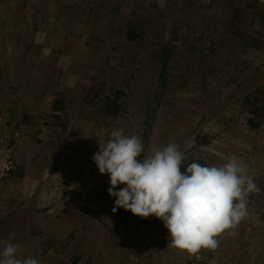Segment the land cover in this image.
I'll return each instance as SVG.
<instances>
[{
  "label": "rangeland",
  "instance_id": "1",
  "mask_svg": "<svg viewBox=\"0 0 264 264\" xmlns=\"http://www.w3.org/2000/svg\"><path fill=\"white\" fill-rule=\"evenodd\" d=\"M129 20L142 42L123 37ZM0 27V131L21 135L0 183V251L19 244L18 257L39 264H189L162 220L116 225L115 197H100L109 175L91 158L115 128L141 138L155 106L144 60L166 39L174 48L146 151L174 143L187 163L246 162L259 189L248 215L199 252L210 264H264V0H0ZM119 88L124 110L113 117L104 98ZM59 92L66 107L55 110Z\"/></svg>",
  "mask_w": 264,
  "mask_h": 264
},
{
  "label": "clouds",
  "instance_id": "2",
  "mask_svg": "<svg viewBox=\"0 0 264 264\" xmlns=\"http://www.w3.org/2000/svg\"><path fill=\"white\" fill-rule=\"evenodd\" d=\"M91 158L101 174L109 175L113 213L123 208L142 218L155 215L168 229L171 246L190 256L217 248L215 237L248 215L247 198L259 191L248 164L236 156L222 166L187 163L174 143L162 149L153 145L145 155L141 138L126 136L122 128L113 129ZM20 247L8 242L0 264H39L36 258H19Z\"/></svg>",
  "mask_w": 264,
  "mask_h": 264
},
{
  "label": "trees",
  "instance_id": "3",
  "mask_svg": "<svg viewBox=\"0 0 264 264\" xmlns=\"http://www.w3.org/2000/svg\"><path fill=\"white\" fill-rule=\"evenodd\" d=\"M122 35L128 41L139 43L142 42V39L144 38V30L137 21L135 22L133 20H129L125 26V29L122 31ZM173 48L174 46L171 44L170 40L165 39L163 43L161 42L159 46L155 48V51L148 54V56L144 60V62L146 61L148 63H152L149 65V70L152 72L151 74H153L154 77L152 81L154 87L151 89L152 94L150 95L149 99L150 105H155L154 107H150L149 105L150 108L147 109L149 113H147L146 119L143 122V127L141 130V140L144 143L143 145L145 155L148 154L146 151L145 142H147L149 138V132L151 127V122L149 121V119L154 118L153 114L156 112V108L160 103L162 94H164V90L166 87L165 82L167 79L166 73ZM132 55H134V53ZM138 70L139 68H136L127 80H136L138 76H136L135 72H137ZM259 88L261 87H256V93H258ZM121 92L123 91H121L119 88V90L115 91L113 97L105 96L103 112L114 117L119 115L121 111L124 110L121 102L118 101ZM57 95L58 96L52 101V107L55 110L64 109L66 105L64 104L63 97L60 92L57 93ZM262 108H264L263 105ZM258 111L255 107L249 110V112L253 114L248 118V124H250V127L255 130L259 127V124L261 123V116L256 115ZM54 116L59 119V116H57V114H55ZM142 157L143 154L139 156V158ZM92 191L94 190L90 189L91 193ZM107 193V190H103V192L100 193V197H105ZM85 201H87V199ZM113 214L116 217V225H119L120 228L125 229L126 231H129L130 229L139 231L140 229H142L143 226H147L148 228L153 226L154 228H156L161 224V219L157 218L155 215H150L147 218H142L137 215H134L130 210H125L123 208H119Z\"/></svg>",
  "mask_w": 264,
  "mask_h": 264
},
{
  "label": "built area",
  "instance_id": "4",
  "mask_svg": "<svg viewBox=\"0 0 264 264\" xmlns=\"http://www.w3.org/2000/svg\"><path fill=\"white\" fill-rule=\"evenodd\" d=\"M2 31L0 27V54L3 53L4 49L1 43ZM20 137V132L12 128L5 132L0 131V183L9 176L16 164V147ZM190 264H210L209 255L198 252L192 257Z\"/></svg>",
  "mask_w": 264,
  "mask_h": 264
}]
</instances>
